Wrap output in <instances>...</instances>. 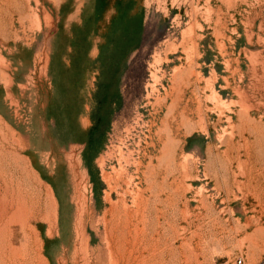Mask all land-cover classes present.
<instances>
[{
	"label": "rangeland",
	"instance_id": "rangeland-1",
	"mask_svg": "<svg viewBox=\"0 0 264 264\" xmlns=\"http://www.w3.org/2000/svg\"><path fill=\"white\" fill-rule=\"evenodd\" d=\"M0 264H264V0H0Z\"/></svg>",
	"mask_w": 264,
	"mask_h": 264
},
{
	"label": "bare ground",
	"instance_id": "bare-ground-1",
	"mask_svg": "<svg viewBox=\"0 0 264 264\" xmlns=\"http://www.w3.org/2000/svg\"><path fill=\"white\" fill-rule=\"evenodd\" d=\"M180 109H181V108H180ZM181 110H182V109H181ZM182 112H183V111H182ZM182 112H181V113H182Z\"/></svg>",
	"mask_w": 264,
	"mask_h": 264
}]
</instances>
